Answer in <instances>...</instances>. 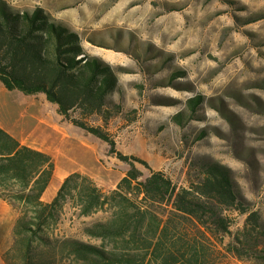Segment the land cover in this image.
<instances>
[{
  "label": "rangeland",
  "instance_id": "obj_1",
  "mask_svg": "<svg viewBox=\"0 0 264 264\" xmlns=\"http://www.w3.org/2000/svg\"><path fill=\"white\" fill-rule=\"evenodd\" d=\"M6 1L18 11L43 9L80 35L86 54L117 71L119 89L110 99L122 111L107 128L116 152L144 161L178 188L187 187L199 158L216 161L232 170L239 194L264 221V0ZM195 97L202 103L191 113L187 102ZM0 126L52 158L48 195L74 172L108 193L130 169L107 143L59 116L43 94L7 91L0 83ZM129 162L142 179L149 176L142 164ZM73 213L65 207L57 233L79 237L105 217L76 219ZM230 217L234 233L244 217ZM15 218L11 209L0 218V255L11 246ZM118 251L138 258L117 264L163 263L161 256L142 259L137 249ZM200 263L255 264L210 243Z\"/></svg>",
  "mask_w": 264,
  "mask_h": 264
},
{
  "label": "trees",
  "instance_id": "obj_2",
  "mask_svg": "<svg viewBox=\"0 0 264 264\" xmlns=\"http://www.w3.org/2000/svg\"><path fill=\"white\" fill-rule=\"evenodd\" d=\"M0 83L7 91L43 94L65 121L107 143L110 153L130 166L108 193L89 176L71 173L44 203L52 158L21 145L0 127V200L16 214L11 246L1 254L4 264L134 263L136 255L118 251L131 249L144 252L142 259L161 256L162 264H175L180 257L186 264H202L209 243L239 261L264 264V221L239 194L231 169L199 158L187 187L178 188L144 161L116 152L107 128L122 111L110 99L119 89L117 71L86 54L76 31L41 8L18 11L0 0ZM201 103L199 97L189 99L188 110L194 113ZM181 116L173 117L179 125ZM130 159L149 176L142 179ZM66 206L76 219L105 217L83 227L79 237L61 235L57 224ZM231 213L244 217L234 233Z\"/></svg>",
  "mask_w": 264,
  "mask_h": 264
},
{
  "label": "crops",
  "instance_id": "obj_3",
  "mask_svg": "<svg viewBox=\"0 0 264 264\" xmlns=\"http://www.w3.org/2000/svg\"><path fill=\"white\" fill-rule=\"evenodd\" d=\"M1 127V126H0ZM3 130H5L7 133H9L10 135H12L11 132L8 131V129H5L4 127H1ZM15 139H17L16 137L18 136H15V135H12ZM18 140V139H17ZM20 142V141H19ZM21 145H24V146H27L29 148H32V149H35V150H38V151H41L43 153H46L40 149H37V148H34V147H31L23 142H20ZM47 154V153H46ZM48 155V154H47ZM48 191L45 190V192L43 193L42 197H41V200L44 202V203H49L52 201V199L54 198L55 196V193H52L51 195H48L47 194ZM9 210H10V207L5 203L3 202L2 200H0V218L1 217H4L5 215L9 214ZM0 264H4L2 258H1V255H0Z\"/></svg>",
  "mask_w": 264,
  "mask_h": 264
}]
</instances>
